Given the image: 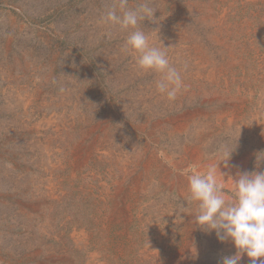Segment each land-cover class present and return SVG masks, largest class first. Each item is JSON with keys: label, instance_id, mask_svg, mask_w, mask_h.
<instances>
[{"label": "rangeland", "instance_id": "374dc122", "mask_svg": "<svg viewBox=\"0 0 264 264\" xmlns=\"http://www.w3.org/2000/svg\"><path fill=\"white\" fill-rule=\"evenodd\" d=\"M148 2L156 20L140 28L172 46L186 86L172 101L122 51L128 33L102 22L118 0H0V264L235 254L194 222L184 190L232 151L264 172V0Z\"/></svg>", "mask_w": 264, "mask_h": 264}, {"label": "clouds", "instance_id": "9594fccd", "mask_svg": "<svg viewBox=\"0 0 264 264\" xmlns=\"http://www.w3.org/2000/svg\"><path fill=\"white\" fill-rule=\"evenodd\" d=\"M155 12L148 0H139L135 7H129L128 0H118L107 9L102 22L128 33L122 51L133 56L141 72L157 74V92L172 101L186 87L181 70L170 63L167 52L172 46L165 47L162 42L160 46L150 45L140 28L142 21L156 20ZM217 173V166L210 165L204 174L188 177L187 199L195 206L194 222L206 233L214 232L220 243L234 246L235 254L222 256L219 264H240L244 256L250 264H264V172H238L231 177L234 201L226 199ZM219 174L224 176L221 171Z\"/></svg>", "mask_w": 264, "mask_h": 264}, {"label": "bare ground", "instance_id": "6f19581e", "mask_svg": "<svg viewBox=\"0 0 264 264\" xmlns=\"http://www.w3.org/2000/svg\"><path fill=\"white\" fill-rule=\"evenodd\" d=\"M209 76H213V72L212 73H210V75ZM211 80V79H210ZM88 147V146H87ZM88 149V148H87ZM81 150V149H80ZM78 157V156H77ZM184 157V156H183ZM204 157V156H203ZM231 157V156H230ZM206 158V157H205ZM212 158V157H211ZM251 158L252 157H250V155H248V154H244V155H242V156H240V157H238L237 159H232V158H230L229 160L228 159H222V160H220V159H213L212 161H207V162H204V164H203V166H199L201 169H205L206 171H207V169H208V167L210 166V165H216L217 166V168H218V173H219V171H221V172H224V173H228L229 175H233L234 177L236 176V174L238 173V172H245V171H247V172H250V162H251ZM195 161L199 164L201 161H202V155L201 154H196L195 155ZM190 160V159H189ZM228 161V162H227ZM189 162V161H188ZM158 163V162H157ZM190 163H191V161H190ZM194 163V162H193ZM79 164V163H78ZM227 164V165H226ZM176 165V164H175ZM193 165V164H192ZM226 165V166H225ZM186 166H189V165H186ZM191 166V165H190ZM194 166V165H193ZM192 167V166H191ZM198 168V167H197ZM196 168V169H197ZM256 168V167H255ZM254 168V169H255ZM161 169V168H160ZM173 169V168H172ZM180 169V168H179ZM188 169V168H187ZM164 170V169H163ZM167 170V169H166ZM191 170V169H190ZM175 171V170H174ZM185 171V170H184ZM143 172V171H142ZM145 172V171H144ZM161 172H163V171H161ZM167 172V171H166ZM169 172V171H168ZM168 172H167V174H168ZM194 172V171H193ZM170 173V172H169ZM188 173V172H187ZM183 174V173H182ZM223 174V173H222ZM158 175V174H157ZM179 175H181V174H179ZM141 177V176H140ZM169 178V177H168ZM172 178V177H171ZM168 180V179H167ZM177 180V179H176ZM227 180V179H226ZM166 181V180H165ZM174 182V181H173ZM179 185H181V183L183 184V186H184V183H185V181L183 180V177H182V180H179V181H176ZM232 182V181H231ZM233 183V182H232ZM171 184V183H170ZM187 184V183H186ZM164 186H166V185H164ZM163 186V187H164ZM186 187V186H185ZM117 188V187H116ZM169 188H171V187H169ZM184 188V187H183ZM233 188H234V186H233ZM185 192H188V186H187V188H185V190H184ZM184 192V193H185ZM126 193V192H125ZM121 194V193H120ZM176 194V193H175ZM185 196V195H184ZM231 197V196H230ZM227 198V197H226ZM233 198V197H232ZM182 200V199H181ZM112 207V206H111ZM120 209V208H119ZM122 209V208H121ZM124 212V211H123ZM186 216V215H185ZM128 217V216H127ZM126 218V217H125ZM186 218V217H185ZM193 218V217H192ZM172 224V223H171ZM193 224H194V222H193ZM186 225H188V224H186ZM192 225V224H191ZM159 227V226H158ZM188 229V228H187ZM190 229V228H189ZM192 230V229H191ZM164 231V230H163ZM162 231V232H163ZM189 231V230H188ZM196 232V231H195ZM187 233V232H186ZM164 234H165V232H164ZM79 236V235H78ZM192 236V235H191ZM189 237V236H188ZM190 238V237H189ZM192 238H193V236H192ZM155 240V239H154ZM194 240V239H193ZM190 241H192V240H190ZM220 244V243H219ZM222 244V243H221ZM224 246H225V244H223ZM222 245V246H223ZM148 246H150V245H148ZM195 246H197V245H195ZM177 247V246H176ZM184 247V246H183ZM234 247V246H233ZM221 249V248H220ZM146 250V249H145ZM182 250V249H181ZM203 252V251H202ZM233 252V251H232ZM235 252V251H234ZM146 255H148V254H146ZM222 255V254H221ZM227 255V254H226ZM224 256V255H223ZM150 257H152V256H150ZM156 257V256H155ZM156 260V259H155ZM157 260H158V258H157ZM246 261H248L249 262V260H248V258L246 257V256H244V257H242V259H241V261H240V264H245V262ZM176 262V261H175ZM244 262V263H243ZM247 264V263H246Z\"/></svg>", "mask_w": 264, "mask_h": 264}]
</instances>
